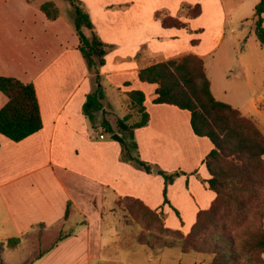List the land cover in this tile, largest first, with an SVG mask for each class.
Listing matches in <instances>:
<instances>
[{
	"label": "crops",
	"instance_id": "obj_1",
	"mask_svg": "<svg viewBox=\"0 0 264 264\" xmlns=\"http://www.w3.org/2000/svg\"><path fill=\"white\" fill-rule=\"evenodd\" d=\"M30 1L34 0H20L15 4L12 0H0V76H11L34 84L43 121L41 130L21 141H13L0 133V264H26L25 257L16 261H9L6 257L12 254L18 257L17 253L24 250L29 235L37 227L49 229L61 225L74 211L83 216L81 222L87 225L86 212L93 211L94 220L103 225L105 202L109 198L114 203L119 197H135L153 210L150 194L140 193L139 181L142 178L148 184L151 178L147 175L150 173L141 174L138 166L124 161L123 144L107 140L105 135L104 138L97 137L93 132L94 123L83 113L87 96L102 88L103 75L114 77L112 82L117 78L115 85L129 99V113L125 117L129 116L130 120L135 109L128 93L141 90L145 94L144 105L150 119L146 126L134 132L140 159L150 163L154 158L162 157L169 162L185 157L183 153L192 146L199 153L203 166L213 143L207 137L195 135L192 127V133L189 132V111L155 103L158 85L142 82L139 72L168 59H181L187 53L204 59L218 53L226 39L235 41V32L230 30L228 34L223 28L225 21L217 33L216 43L205 53L187 47L175 50L173 39L176 37L171 36L172 33H162L168 36L167 40L151 37L152 45H148L145 57L159 52L166 56L162 61L147 65L140 59V43L135 37L124 36V27L119 21L125 16L129 22H134L130 12L132 5L122 0L113 4L80 0L96 33L107 44L105 64L100 67V80L97 82L79 50L80 41L75 28L61 16L56 20L48 19L41 10L43 3L39 8L31 6ZM234 49L239 55L236 46ZM239 61L240 69L245 70L240 55ZM205 69L213 95L226 102L218 91H214L213 79L206 65ZM105 98L103 103L107 108ZM7 101V96L0 90V109ZM136 113L139 115L138 111ZM117 133L124 137L121 132ZM204 173L202 177L206 180L210 174L208 171L207 177ZM212 192L214 195L207 192L211 201L216 198V193ZM69 202L71 211L65 218ZM155 211L158 212L157 209ZM89 231L83 228L78 233L83 232L79 239L76 235L65 237L58 245L35 258L37 261L33 264H70L65 259L83 256L85 264H93L92 259L99 257L91 251ZM12 237L21 240L15 249L7 245ZM74 241L82 244L76 252H72L68 245Z\"/></svg>",
	"mask_w": 264,
	"mask_h": 264
},
{
	"label": "rangeland",
	"instance_id": "obj_2",
	"mask_svg": "<svg viewBox=\"0 0 264 264\" xmlns=\"http://www.w3.org/2000/svg\"><path fill=\"white\" fill-rule=\"evenodd\" d=\"M46 1L55 2L60 16L75 28L72 7L67 0H34L29 4L40 8V5ZM91 1L113 4L119 0ZM122 1L132 5L130 12L134 17V22H129L125 16L119 20L124 27V36H132L138 40L141 45L140 59L147 65L152 64L153 61H162L166 56L163 52H159L152 57H145L148 45H152L149 41L151 37L165 41L168 36L162 33H172L171 36L176 37L173 39L175 50H183L187 47L189 50L205 53L216 43L217 33L222 30L225 21L223 28L225 27L228 34L230 30L235 32V41L226 39L218 53L204 58L206 68L213 79V89L220 93L226 103L250 118L264 136V44L259 41L255 31L256 5L260 0ZM12 2L19 3L20 0H12ZM197 4L201 6V14L195 18H187L183 6ZM160 11L168 12L187 24V27H164L161 18L157 16ZM226 16L229 18L225 19ZM235 46L245 70L240 69L239 55L235 54ZM108 48L110 49V46ZM111 78L114 79L106 75L101 77L103 83L101 89L106 95L107 108L96 114L93 128L97 137L104 134L107 140H114L112 138L114 133L106 131L102 122L107 120L116 127L117 118H124L129 113L128 97L115 85L117 78L113 82ZM130 116L131 122L141 119V114L137 115L136 110H132ZM188 128L192 133L190 123ZM124 145H121L123 152ZM188 147L187 152L183 153L185 157L169 162L162 157L154 158L155 160L149 163L152 167V172L147 175L151 178L150 182L146 184L142 178L139 180L141 195L150 194L152 204L150 207L153 210L157 209L158 213L145 212L140 206L128 201H120L119 198L113 203V199L109 198L105 202L106 219L103 225H99L94 220L93 211L86 212L88 225L83 224L81 222L83 216L78 211H74L70 219L62 222L61 225L49 229L43 226L37 227L29 235L24 250L17 253L19 256L12 254L6 259L16 261L20 257H25L26 264H33L37 261L35 258L55 246L60 234L72 233L79 239L83 232L78 233L86 227L90 230L91 251L93 255L99 257L92 259L93 264H223L224 255L228 259L224 264H264V251L255 247V241L264 228V156L263 163H250L242 173L238 170L240 162L237 158H223L222 166L227 171L238 174L241 177L240 184L237 188H233L231 183H228L226 196L224 201L219 203L218 210L203 217L199 227L192 233L191 229L198 213L210 208L214 202L209 200L207 192L212 195L214 193L203 180L204 172L207 177L209 174L205 164L201 165L199 153L195 147ZM132 153L140 158L138 149L133 150ZM257 168L259 169L255 170ZM177 171L182 173L173 184L167 186L168 202L165 203L166 186L163 173ZM140 172L145 174L146 171L140 168ZM251 172L257 177L254 181L249 178ZM169 228L179 231H171ZM227 239H232L233 243L225 248L223 246ZM80 244L81 242L74 241L68 245L72 252L73 250L76 252L80 249ZM215 247L224 249L217 252ZM65 262L85 264V259L83 256L65 259Z\"/></svg>",
	"mask_w": 264,
	"mask_h": 264
},
{
	"label": "trees",
	"instance_id": "obj_3",
	"mask_svg": "<svg viewBox=\"0 0 264 264\" xmlns=\"http://www.w3.org/2000/svg\"><path fill=\"white\" fill-rule=\"evenodd\" d=\"M72 7L74 26L79 37V50L85 57L89 69L95 74V80H100V67L105 64L107 44L103 42L94 29V24L89 13L85 10L80 0H67ZM41 10L48 19L56 20L60 16L59 9L55 2L46 1L41 5ZM187 18H195L202 12L199 4L195 6L184 5ZM264 0L256 5V35L259 41L264 44ZM164 27L186 28L187 24L171 16L166 11L158 12ZM139 79L142 82L157 84V104H169L190 112V123L195 135L207 137L213 143V149L205 157V165L210 177L204 180L208 187L216 193V198L209 209L201 210L196 222L192 226L193 233L202 222V218L216 212L220 202L224 201L225 190L228 183L233 188L240 184L241 177L233 174L222 166L225 157L237 158L240 162L238 170L246 171L251 163H263L264 136L256 124L231 104L216 99L211 90V82L207 76L204 59L196 54L189 53L181 59H168L148 67L139 72ZM0 90L7 96V103L0 109V133L13 141H21L28 136L38 132L43 127L40 105L33 83H25L18 78L11 76H0ZM133 108L141 114V119L130 122L129 116L117 118V126L114 128L109 121L104 120L102 126L111 133L121 132L126 140L123 154L124 161L134 164L146 172L151 173V165L134 156L133 150L138 149L134 132L136 129L148 124L150 116L144 105L145 94L141 90H132L128 93ZM104 91L100 88L87 96L83 106V113L94 123L96 114L104 108ZM127 136H125V134ZM259 168L255 169L258 170ZM182 172L163 173L165 178L164 197L168 202L167 186L173 184ZM251 181L257 177L254 172L249 176ZM244 183V182H243ZM120 201L131 202L140 206L145 212L158 213L151 210L142 200L124 196L119 197ZM71 202L68 203L65 218H68L71 211ZM171 231H179L172 230ZM60 235L55 245L65 237ZM189 239V238H188ZM21 242L19 237L8 239L7 245L15 248ZM225 248L232 244V239L224 242ZM256 249L264 251V228L262 234L255 241ZM218 252L222 247H215ZM224 255L222 263L227 262Z\"/></svg>",
	"mask_w": 264,
	"mask_h": 264
},
{
	"label": "water",
	"instance_id": "obj_4",
	"mask_svg": "<svg viewBox=\"0 0 264 264\" xmlns=\"http://www.w3.org/2000/svg\"><path fill=\"white\" fill-rule=\"evenodd\" d=\"M112 138H113L114 140H116V141L122 143V144H125V143H126L124 137H122V136H121L120 134H118V133H114L113 136H112ZM156 173H157V171H156Z\"/></svg>",
	"mask_w": 264,
	"mask_h": 264
},
{
	"label": "built area",
	"instance_id": "obj_5",
	"mask_svg": "<svg viewBox=\"0 0 264 264\" xmlns=\"http://www.w3.org/2000/svg\"><path fill=\"white\" fill-rule=\"evenodd\" d=\"M100 137H101V138H104V134H100Z\"/></svg>",
	"mask_w": 264,
	"mask_h": 264
}]
</instances>
